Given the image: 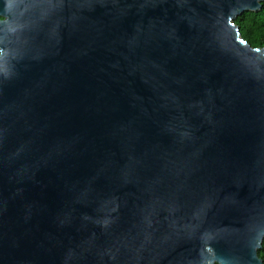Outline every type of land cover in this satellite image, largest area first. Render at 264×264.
<instances>
[{"label":"water","instance_id":"water-1","mask_svg":"<svg viewBox=\"0 0 264 264\" xmlns=\"http://www.w3.org/2000/svg\"><path fill=\"white\" fill-rule=\"evenodd\" d=\"M264 0H0V264H264Z\"/></svg>","mask_w":264,"mask_h":264},{"label":"trees","instance_id":"trees-1","mask_svg":"<svg viewBox=\"0 0 264 264\" xmlns=\"http://www.w3.org/2000/svg\"><path fill=\"white\" fill-rule=\"evenodd\" d=\"M235 24L240 28L241 35L253 48H264V3L260 12H248L239 16ZM264 262V243L259 252Z\"/></svg>","mask_w":264,"mask_h":264}]
</instances>
